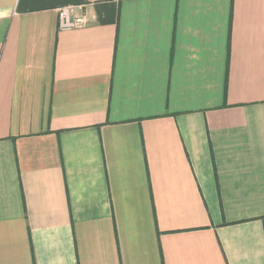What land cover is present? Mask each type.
I'll return each instance as SVG.
<instances>
[{"label": "crops", "instance_id": "obj_1", "mask_svg": "<svg viewBox=\"0 0 264 264\" xmlns=\"http://www.w3.org/2000/svg\"><path fill=\"white\" fill-rule=\"evenodd\" d=\"M0 264H264V0H0Z\"/></svg>", "mask_w": 264, "mask_h": 264}, {"label": "built area", "instance_id": "obj_2", "mask_svg": "<svg viewBox=\"0 0 264 264\" xmlns=\"http://www.w3.org/2000/svg\"><path fill=\"white\" fill-rule=\"evenodd\" d=\"M85 24L83 17L74 16L70 7L60 8L58 11V26L60 30H70Z\"/></svg>", "mask_w": 264, "mask_h": 264}]
</instances>
